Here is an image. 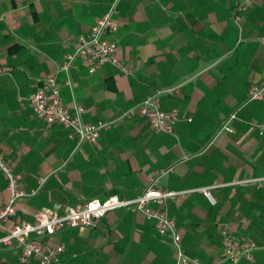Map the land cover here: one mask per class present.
<instances>
[{
    "label": "crops",
    "instance_id": "1",
    "mask_svg": "<svg viewBox=\"0 0 264 264\" xmlns=\"http://www.w3.org/2000/svg\"><path fill=\"white\" fill-rule=\"evenodd\" d=\"M110 1L0 0V154L23 191L46 177L38 193L17 200L6 225L111 193L133 198L152 173L171 167L158 185L193 190L167 202L187 254L203 264H231L218 260L226 229L256 243L252 260L236 264H264V186L234 183L264 173V135L249 124L264 120V100L238 109L264 69V0L243 13L241 29L232 18L234 0H120L118 30L107 38L129 72L107 62L89 73L77 59L72 86L65 85L59 67ZM49 75L60 83L64 105L83 108L84 122L113 121L94 143L77 145L69 129L46 125L33 113L28 97ZM155 92L161 109L178 111L172 133L155 131L139 115L122 117ZM236 109L233 131H219ZM208 186L211 198L198 190ZM9 196L0 170V206ZM44 240L64 247L55 264L174 260L170 238L127 209L107 212L95 227L64 228ZM0 264H21L19 247L4 246Z\"/></svg>",
    "mask_w": 264,
    "mask_h": 264
},
{
    "label": "built area",
    "instance_id": "2",
    "mask_svg": "<svg viewBox=\"0 0 264 264\" xmlns=\"http://www.w3.org/2000/svg\"><path fill=\"white\" fill-rule=\"evenodd\" d=\"M120 0H111L106 11L95 21L87 35L81 36L75 43L71 53L66 55L59 70L65 75L64 84L72 86L70 70L77 59H80L88 69L94 73L102 65L110 62L124 73L129 69L114 58L115 42L107 37L118 30V21L115 19L117 5ZM233 21L241 29L243 13L252 6L254 0H234ZM29 105L33 113L44 121L46 125H60L71 131L77 145L83 142L94 143L99 133L113 125V121L87 123L82 119L83 108L74 103L64 105L60 96V83L55 75L42 79L29 97ZM264 100V69L258 82L249 86L247 96L238 109L252 101ZM238 109L231 112L223 121L219 131H233L232 122L238 119ZM139 115L146 118L155 131L172 133L178 120V111L175 108L163 110L160 107L158 92L147 96L137 105L127 109L122 117ZM190 121V119H188ZM254 126L260 135H264V120L260 123H249ZM0 170L7 179V188L10 192L8 201L0 206V250L4 246L16 245L19 247V261L26 264L36 259L38 264H55L64 251L62 245H48L44 238L64 228L88 227L92 228L109 211L127 209L140 213L145 219L153 220L157 234L169 237L174 249V260L171 264H203L199 258L190 256L181 244V235L173 217L168 214L167 202L193 190H167L158 185V179L168 173L171 167L152 173L151 181L140 194L133 198H121L117 194H110L103 200L93 198L81 206L64 205L54 210L42 209L35 214L33 221H22L6 225L15 213L16 202L19 198L33 196L43 187L46 177L37 180V187L30 192L21 189L20 176L13 172L11 165L0 154ZM238 184L254 183L264 186V173L260 176L234 181ZM217 185H213L215 187ZM211 186L198 189L208 198ZM222 251L218 258L219 263L230 262L236 264L240 260H252L256 243L250 239H242L226 229L220 231Z\"/></svg>",
    "mask_w": 264,
    "mask_h": 264
},
{
    "label": "trees",
    "instance_id": "3",
    "mask_svg": "<svg viewBox=\"0 0 264 264\" xmlns=\"http://www.w3.org/2000/svg\"><path fill=\"white\" fill-rule=\"evenodd\" d=\"M111 194H114V193H111Z\"/></svg>",
    "mask_w": 264,
    "mask_h": 264
}]
</instances>
